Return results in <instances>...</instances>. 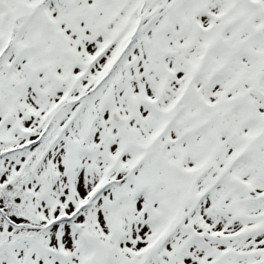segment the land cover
Returning <instances> with one entry per match:
<instances>
[{"label":"snow or ice","instance_id":"obj_1","mask_svg":"<svg viewBox=\"0 0 264 264\" xmlns=\"http://www.w3.org/2000/svg\"><path fill=\"white\" fill-rule=\"evenodd\" d=\"M0 264H264V0H0Z\"/></svg>","mask_w":264,"mask_h":264}]
</instances>
